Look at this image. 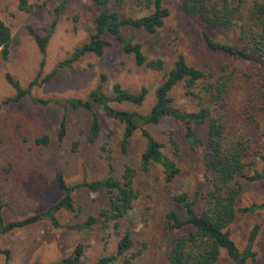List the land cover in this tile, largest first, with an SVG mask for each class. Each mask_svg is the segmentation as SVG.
<instances>
[{
    "label": "rangeland",
    "instance_id": "374dc122",
    "mask_svg": "<svg viewBox=\"0 0 264 264\" xmlns=\"http://www.w3.org/2000/svg\"><path fill=\"white\" fill-rule=\"evenodd\" d=\"M26 1L32 5L30 11L21 9L19 0H0V18L11 31L9 55L6 59L0 56V191L5 221L41 211L58 200L61 196L57 182L59 174L67 184L98 179L106 174L109 162L117 175L125 164L134 168L137 197L132 209L121 218L119 230L103 229L100 224L88 230H70L66 224L81 222L90 214L96 215L108 201L105 189H77L73 192L75 211L58 212L59 226L44 220L0 235V250H10V264H48L68 255L78 242H82L84 264H96L99 257L115 252L121 233L129 230L132 246L126 256L137 253L132 264L166 263L175 238L185 230L167 225L169 212L185 217V210L173 200V195L185 192L196 210L203 205L201 191L206 182L203 165L206 124L193 127L201 141L195 148L188 146L181 125L170 117L155 125L141 124V128L148 129L155 139L164 143L163 151L180 167L179 174L167 182L159 166L151 164L147 169H141L139 157L144 149V140L140 130L133 135L128 151H120L123 126L107 117L97 103L92 102L91 109L86 110L75 109L69 104L41 105L32 99H85L104 74L103 91L110 96H113L115 82L132 92L146 87L148 93L141 105L110 103L115 108L146 113L155 101L154 91L164 72L171 68L181 53L190 65L213 76L197 83L194 88L197 97L186 94L182 83L175 85L169 93L174 104L187 111L197 110L202 105L209 107L211 114L229 112L227 116L233 125L243 129L250 139L251 148L245 161L251 164L248 173L251 175L264 172V163L256 159L258 154L264 155V111L258 100V96L264 94V85L255 64L210 51L204 44V32L217 41L228 43L234 41V33L209 27L186 16L180 9L181 0H164L169 15L156 32L128 27L122 29L124 34L142 44L148 58L161 57L164 60L163 71L137 65L131 55L125 54L118 43L107 36L111 44L101 56L86 54L71 65L59 68L49 80L34 86L21 100L4 103L15 93L5 79L6 72L22 87L35 77L42 60L41 77L50 73L75 47L89 39L94 29L93 19L99 9L92 0H68L48 40L45 54H42L29 34V27L43 36L51 22L53 8L63 0ZM116 5V0H110L109 7L125 16L138 17L151 12L137 0H123L122 4ZM218 77L228 79V97L224 104L217 105L208 101L205 85ZM93 115L98 117L100 129L98 135L90 140ZM63 116L66 134L58 139V126ZM170 135L179 144L177 154L173 153L169 143ZM45 136L47 142L37 141ZM239 181L242 187L238 206L255 205V209L237 214L230 225L231 237L243 250L250 231L256 225L258 229L252 245L255 255L246 264H264V177L254 180L241 177ZM3 260L0 252V264ZM121 262L117 260L113 264ZM217 264L232 262L223 251Z\"/></svg>",
    "mask_w": 264,
    "mask_h": 264
},
{
    "label": "trees",
    "instance_id": "16d2710c",
    "mask_svg": "<svg viewBox=\"0 0 264 264\" xmlns=\"http://www.w3.org/2000/svg\"><path fill=\"white\" fill-rule=\"evenodd\" d=\"M98 6V12L93 19L94 29L89 39L73 49L71 54L59 61L54 69L41 77L40 70L35 77L22 87L20 83L9 73H5V79L14 89L15 93L7 97L4 103L17 102L30 94L34 86L45 83L59 69L71 65L86 54L101 56L107 46L111 44L106 39L112 37L120 49L133 57L137 65H144L151 70L163 71L164 60L161 57L148 58L143 51L142 44L134 40L132 36L123 33L125 27L142 29L148 33H154L164 24L169 15V9L164 5V0H137L139 5L151 9L148 14L133 17L125 16L116 9L109 7L110 0H92ZM68 0H63L59 6L52 10V19L43 36L34 33L29 27V34L37 43L42 54H45L46 45L52 35L60 14ZM123 0H116L117 5ZM116 5V6H117ZM19 7L30 11L32 5L26 0H19ZM181 11L188 17H193L209 27L231 31L234 33L232 43L217 41L206 32L202 37L205 46L212 52H219L233 58L252 62L257 68V74L264 85V0H181ZM11 31L9 26L0 18V56L6 59L9 55ZM204 70L190 65L186 57L179 53L171 68L164 72L160 84L155 88V101L149 111L140 113L126 109L113 107L111 102H128L141 105L146 98L148 89L141 87L137 92H132L121 86L113 84V96L103 91L102 82L106 79L101 75L100 83L90 91L88 97L71 99H43L33 98L35 103L46 105L55 103L59 105L69 104L78 109L90 110L92 102L97 103L103 113L122 124L123 132L119 141V149L125 153L129 149L131 139L137 130H140L144 140V149L139 157L141 169H147L154 164L161 168L167 182L174 179L180 172L176 161L163 151L164 143L155 139L150 131L141 128L142 125H155L165 117L176 120L182 127L185 140L190 148H195L201 143L194 131L195 124H206V142L203 155L205 172V185L201 191L203 205L196 210L194 203L185 192L173 195V200L178 202L185 210V217L181 218L174 212L166 216L167 225L177 230H183L175 238L167 256L166 263L162 264H217L221 253L224 251L232 264H246L248 259L254 258L252 250L258 227L255 225L250 231L245 247L240 250L231 237L230 225L238 213L252 212L255 205L249 207L238 206L242 184L239 179H260L264 172L249 173L251 164H247L245 156L251 148L248 135L239 126H234L228 113L216 112L211 114L209 107L200 106L197 110L187 111L178 108L170 91L178 83H182L185 93L197 97L195 86L206 78H211ZM228 79L218 77L205 85V95L208 101L214 104H224L228 97ZM263 95L258 96L261 109L264 111ZM0 102V107H1ZM142 124V125H141ZM100 125L96 115L92 116L90 126V140L99 133ZM66 134L65 117L63 116L58 126V139ZM171 136V135H170ZM169 136V143L173 153L179 151V144ZM37 141L47 142V137ZM256 159L264 163V155L258 154ZM135 170L129 164H125L122 172L117 175L112 163L107 164L106 174L102 178L83 180L74 184H67L64 177L57 176L58 187L61 196L50 203L41 211L23 216L17 219L5 221L3 216V197L0 191V235L10 233L16 229L24 228L40 221L47 220L54 226H59L57 213L66 210L75 211L73 192L86 188L92 191L105 189L108 193V201L102 206L96 215H88L83 221L68 223L65 225L70 230H88L100 224L103 229L113 228L119 230L120 220L133 207L137 197L134 186ZM132 240L129 230L123 231L116 244L115 252L98 258L96 264H113L122 260L121 264H132V259L137 253L126 256L131 249ZM3 264H10L9 249H2ZM84 244L78 242L72 251L60 260L48 264H84Z\"/></svg>",
    "mask_w": 264,
    "mask_h": 264
}]
</instances>
